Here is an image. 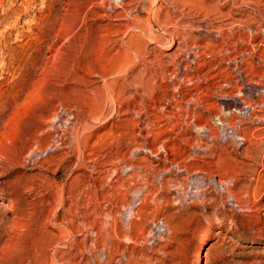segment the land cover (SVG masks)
I'll return each mask as SVG.
<instances>
[{
  "label": "rangeland",
  "instance_id": "rangeland-1",
  "mask_svg": "<svg viewBox=\"0 0 264 264\" xmlns=\"http://www.w3.org/2000/svg\"><path fill=\"white\" fill-rule=\"evenodd\" d=\"M262 27L264 0H0V264H194L207 227L198 264H264V111L220 105L264 83ZM212 113L247 141L203 150Z\"/></svg>",
  "mask_w": 264,
  "mask_h": 264
},
{
  "label": "bare ground",
  "instance_id": "bare-ground-1",
  "mask_svg": "<svg viewBox=\"0 0 264 264\" xmlns=\"http://www.w3.org/2000/svg\"><path fill=\"white\" fill-rule=\"evenodd\" d=\"M132 1V0H131ZM134 1V0H133ZM156 1V0H155ZM109 3V2H108ZM128 4H129V2H128ZM111 5V4H110ZM115 5V4H114ZM117 5V4H116ZM98 6V5H97ZM107 6V5H106ZM118 6L119 7H121V8H123V9H125L126 7H125V2H123V1H118ZM111 7V6H110ZM115 8H116V6H115ZM123 9H121V10H123ZM103 10V9H102ZM105 10H107L106 8H105ZM117 10V9H116ZM260 10V9H259ZM125 12V11H124ZM148 16V15H147ZM129 17V16H128ZM122 18V17H121ZM149 19V18H148ZM151 20V19H150ZM230 23V22H229ZM228 24V23H227ZM219 27V26H218ZM164 28V27H163ZM262 29L264 30V27H262ZM261 29V30H262ZM139 30V29H138ZM142 32V31H141ZM141 35V34H140ZM175 35V34H174ZM143 36V35H142ZM141 36V37H142ZM177 36V35H176ZM176 39V38H175ZM171 40V39H170ZM173 43V42H172ZM165 44V43H164ZM193 46V45H192ZM125 47V46H124ZM198 47H199V45H198ZM191 48V47H190ZM192 49H194V50H192ZM192 49H189V50H185V53H184V56H182L181 57V59H177L178 60V62H177V65L178 66H180V67H182V69L184 70V71H186L190 66H191V64L192 63H196L197 62V60H195V57L196 56H198V55H200L199 54V52L202 50H200L199 51V49L197 48V47H195L194 46V48H192ZM173 51V50H172ZM143 59V58H142ZM233 59V58H232ZM247 59V58H246ZM123 62H125V61H123ZM150 62V61H149ZM208 62V61H207ZM243 63V62H242ZM198 64V63H197ZM208 64V63H207ZM245 64V63H244ZM121 66V65H120ZM191 67H194L193 65L191 66ZM238 67V66H237ZM150 68V67H149ZM176 68V67H175ZM174 68V69H175ZM181 69V70H182ZM197 69H199V68H197ZM236 69V71L239 73V68L237 69V68H235ZM173 70V69H172ZM177 70V69H176ZM189 70V69H188ZM180 71V70H179ZM174 72V71H173ZM177 72V71H176ZM183 72V71H182ZM188 72V71H187ZM194 72V71H193ZM192 72V73H193ZM198 72V71H197ZM180 73V72H179ZM185 73V72H184ZM191 73V74H192ZM199 73V72H198ZM246 73V72H245ZM169 74V73H168ZM181 74V73H180ZM183 74V73H182ZM204 74V73H203ZM202 74V75H203ZM240 74H242V73H240ZM188 75V74H187ZM194 75V74H193ZM197 75V74H196ZM244 76V78H245V74H243ZM107 76V75H106ZM170 76V75H169ZM184 76V75H183ZM205 76V75H204ZM239 76V75H238ZM242 76V75H241ZM247 76V75H246ZM151 77V76H150ZM170 77H172V76H170ZM175 77V76H174ZM197 78V77H196ZM239 78V77H238ZM241 78V77H240ZM248 78V77H247ZM162 79V78H161ZM178 79V78H177ZM181 79V78H180ZM187 79V81H189V79H192V78H186ZM196 80V79H195ZM200 80V79H199ZM242 80V79H241ZM240 81V80H239ZM243 82L240 84V86H238V89H237V91H235L234 93H225L224 92V94H222L221 95V100H220V105L223 107V106H227V107H230L231 106V110H233V111H237L238 113H240L241 115L240 116H242V117H245V116H250V117H254V114H259L258 113V111H264V107L262 108L261 106H260V104H258V102L256 101V100H254V99H256L255 97H257L258 96V86L259 85H262V89L263 90H261V93H263L264 94V83L262 82H259V81H254V80H246V78H245V80H242ZM185 82V81H184ZM193 82V81H192ZM104 83V82H103ZM145 83V82H144ZM150 83H152V82H150ZM138 84V83H137ZM136 84V85H137ZM182 84H183V82H182ZM187 84V83H186ZM189 85V84H188ZM200 85V84H199ZM142 86V85H141ZM104 87V86H103ZM137 87V86H136ZM140 87V86H139ZM178 87V86H177ZM261 87V86H260ZM261 89V88H260ZM189 90V89H188ZM110 92V91H109ZM260 93V92H259ZM260 95V94H259ZM109 96V95H108ZM101 97V96H100ZM260 98H261V96H259ZM259 98V100H261ZM264 98V97H263ZM258 99V98H257ZM198 100V99H197ZM196 100V101H197ZM198 101H200V100H198ZM262 101V100H261ZM198 104H199V102H197ZM259 103H261V102H259ZM263 103H264V101H263ZM206 105V104H205ZM263 105V104H262ZM221 107V108H222ZM210 112V111H209ZM211 112H213V111H211ZM210 112V113H211ZM217 112V111H216ZM56 113V112H55ZM58 113V112H57ZM59 114V113H58ZM69 116H73V119L74 120H70L68 123H70V124H74V122L77 120V117H76V114L75 113H73V112H68L67 113ZM147 114V113H146ZM213 114V116H216L217 117V122H216V124L218 125V127H212V126H210V124L209 125H199L200 126V129H201V131L203 132L202 133V140H201V142L203 143V147H202V149L203 150H206V149H208V150H211V147L214 145V142H209V140H211L212 141V139H214V137L212 136V134L211 133H218V135L219 134H222L225 138H231L232 136H235V137H238L237 138V140H238V143H242L243 141H247V139L244 137V136H239V135H237V129H236V125L235 124H233V123H231V122H229V121H226L225 119H224V117L222 118V117H220L221 116V114H220V116H219V114L218 113H212ZM56 115V114H55ZM64 115V114H63ZM211 115V114H210ZM209 115V116H210ZM68 116V117H69ZM65 117V116H64ZM101 117V116H100ZM262 117V116H261ZM58 120H60V118L58 119ZM66 120V119H65ZM208 120V119H207ZM242 120V118H239L237 121H241ZM61 121V120H60ZM63 121V120H62ZM54 122H56L55 120H54ZM56 125V124H55ZM69 125V124H68ZM57 126V125H56ZM55 126V127H56ZM65 126V125H64ZM63 127V126H62ZM67 127H69V126H67ZM70 127H71V125H70ZM63 128H60V130H62ZM67 129V128H66ZM244 129V128H243ZM70 130V129H69ZM230 130V131H229ZM65 132V131H64ZM209 132V133H208ZM82 133V132H81ZM64 135H65V133H64ZM218 135H217V137H218ZM221 135V136H222ZM56 136H60V137H62L61 136V134H56ZM220 136V135H219ZM203 137H204V139H203ZM51 138V137H50ZM224 138V139H225ZM56 139H58V138H56ZM216 139V138H215ZM219 139V138H218ZM217 139V140H218ZM221 139V138H220ZM79 140V139H78ZM55 141H58V140H55ZM62 141H63V139H62ZM59 143H61V142H59ZM57 144V143H56ZM59 145V144H58ZM61 145V144H60ZM54 146H57V145H54ZM53 146V147H54ZM217 146V145H216ZM50 147V146H49ZM59 147H61V146H59ZM215 147V146H214ZM56 147H54V149H55ZM46 149H47V147H46ZM50 149V148H49ZM53 149V148H52ZM58 149V148H57ZM38 151V150H37ZM48 151H51V150H48ZM46 153H48V152H46ZM37 154V153H36ZM34 156V155H33ZM32 158V157H31ZM34 159H36V158H34ZM33 163H38L39 165L42 163V159H36V160H33ZM125 169V168H124ZM96 171V170H95ZM207 171V170H206ZM132 172V171H131ZM131 174V173H130ZM198 174V173H197ZM132 176V175H131ZM197 176H195V175H191V180H194L196 183H197V181L195 180V179H197L196 178ZM207 177V176H206ZM190 178V177H189ZM200 179V178H199ZM211 180V179H210ZM213 180V179H212ZM211 180V181H212ZM258 180V179H257ZM189 181L190 180H188V183H189ZM217 181H219V179L217 180ZM216 181V182H217ZM135 182V181H134ZM191 182H193V181H191ZM194 184V183H193ZM220 184V183H219ZM134 185V184H133ZM136 187V186H135ZM195 188V187H194ZM134 189V188H133ZM126 191V190H125ZM131 191V190H130ZM196 192H198V191H196ZM153 193V192H152ZM143 194V193H142ZM141 194V195H142ZM147 194V193H146ZM145 194V195H146ZM138 195V194H137ZM134 196V195H133ZM138 197V196H137ZM130 198V197H129ZM142 199H144V197L142 198ZM63 200V199H62ZM234 200V199H233ZM135 201V200H134ZM143 201V200H142ZM136 202V201H135ZM130 203V202H129ZM140 203V202H139ZM238 203V202H237ZM237 203H234L233 202V205H235V206H237ZM138 204V203H137ZM137 204H135V205H137ZM130 204H128L127 206H125L124 207V211H129V212H131V213H129V214H131V216H134L135 214H136V212L138 213V211L137 210H135L133 207L135 206H129ZM232 205V204H231ZM239 205V204H238ZM139 206V205H138ZM122 213V212H121ZM160 218V217H159ZM131 219V218H130ZM159 221V220H158ZM155 222V221H154ZM163 222V224L166 226L167 225V223L165 222V220L164 221H162ZM157 223L158 222H156L155 223V225H157ZM160 229V228H159ZM166 229V228H165ZM148 230V229H147ZM210 231H211V228L210 227H207L206 229H205V231H204V233L199 237V239H198V244L196 245V247H195V257H194V259H193V263L194 264H198V263H200L201 262V254H199V247H200V245L204 242V240H206L208 237H209V234H210ZM149 232V231H148ZM168 232V231H167ZM148 234V233H147ZM152 235V234H151ZM96 236V235H95ZM153 236V235H152ZM156 237V236H155ZM69 238V237H68ZM157 238V237H156ZM67 239V238H66ZM131 239V238H130ZM129 242V241H128ZM67 244V243H66ZM103 248V247H102ZM89 251H90V249H89ZM103 257V256H102ZM97 258V257H96ZM118 258V257H117ZM91 259V258H90ZM106 259V258H105ZM58 261V260H57ZM71 261V260H70ZM117 262V261H116ZM115 262V263H116ZM54 263V262H53ZM98 263V262H97ZM96 263V264H97ZM118 263H121V260H118V262H117V264ZM129 263V262H128ZM57 264V263H56ZM68 264V263H67ZM88 264V263H87Z\"/></svg>",
  "mask_w": 264,
  "mask_h": 264
},
{
  "label": "built area",
  "instance_id": "built-area-1",
  "mask_svg": "<svg viewBox=\"0 0 264 264\" xmlns=\"http://www.w3.org/2000/svg\"><path fill=\"white\" fill-rule=\"evenodd\" d=\"M159 224H157V226H158ZM160 226H162V225H160ZM163 227V226H162ZM164 228V227H163Z\"/></svg>",
  "mask_w": 264,
  "mask_h": 264
}]
</instances>
